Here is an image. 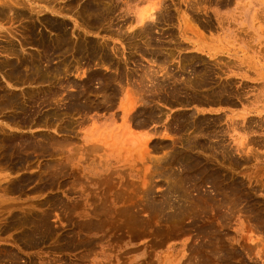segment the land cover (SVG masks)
<instances>
[{"label": "rangeland", "instance_id": "rangeland-1", "mask_svg": "<svg viewBox=\"0 0 264 264\" xmlns=\"http://www.w3.org/2000/svg\"><path fill=\"white\" fill-rule=\"evenodd\" d=\"M0 264H264V0H0Z\"/></svg>", "mask_w": 264, "mask_h": 264}, {"label": "bare ground", "instance_id": "bare-ground-1", "mask_svg": "<svg viewBox=\"0 0 264 264\" xmlns=\"http://www.w3.org/2000/svg\"><path fill=\"white\" fill-rule=\"evenodd\" d=\"M11 1V0H10ZM197 1V0H196ZM16 2V1H15ZM165 2V1H164ZM200 2V1H199ZM9 3V2H8ZM191 3V2H190ZM197 3V2H196ZM14 4H16V3H14ZM109 4V3H108ZM107 4V5H108ZM162 4V3H161ZM192 4V3H191ZM49 5V4H48ZM198 5V4H197ZM2 6V5H1ZM22 6V5H21ZM110 6V5H109ZM116 6V5H115ZM160 6V5H159ZM4 7V6H3ZM154 7H156V8H154ZM152 6V7H150L148 10H146L145 12H139V11H134V12H132L133 14H132V18H133V21H134V23H133V25H134V27H136L139 31H143L144 30V28L147 26V24H150V23H152V22H155L156 21V11H157V14H158V12H159V9H157V8H160V7H157V6ZM8 8V7H7ZM10 8V7H9ZM168 8V7H167ZM189 9V8H188ZM133 11V10H132ZM34 12V11H33ZM37 12V11H36ZM35 12V13H36ZM61 12V11H60ZM160 13V12H159ZM199 13V12H198ZM37 14V13H36ZM35 14V15H36ZM163 14V13H162ZM126 15V14H125ZM182 16V15H181ZM122 17V16H121ZM158 17V16H157ZM185 17H186V15H185ZM116 19V18H115ZM124 19V18H123ZM184 20H186V19H184ZM188 20H190V19H188ZM132 21V20H131ZM187 21V20H186ZM185 21V22H186ZM189 23V22H188ZM155 24V23H154ZM80 25V24H79ZM128 27V26H127ZM186 28V27H185ZM109 29V28H108ZM103 30V29H102ZM121 30V29H120ZM184 30V29H183ZM132 31V30H131ZM131 31H130V33H131ZM155 31V30H154ZM162 31V30H161ZM124 32V31H123ZM122 32V33H123ZM129 32V31H128ZM133 32V31H132ZM51 33V32H50ZM150 33V32H149ZM155 33V32H154ZM121 34V33H120ZM124 35V34H123ZM184 36V35H183ZM147 39V38H146ZM168 40V39H167ZM175 42V41H174ZM148 45V44H147ZM192 45V44H191ZM177 46V45H176ZM144 47V46H143ZM152 48V47H151ZM184 48V47H183ZM187 49V48H186ZM198 49V48H197ZM200 50V49H199ZM198 50V51H199ZM216 50H217V48H216ZM119 51H121V50H119ZM162 53H164V52H162ZM120 55V54H119ZM214 55V54H213ZM210 56V55H209ZM120 59V58H119ZM146 59H148V58H146ZM17 60V59H16ZM218 60V59H217ZM252 61V60H251ZM170 62V61H169ZM219 62V61H218ZM154 63V62H153ZM189 64V63H188ZM250 64V63H249ZM94 66V65H93ZM102 66V65H101ZM106 67V66H105ZM104 67V68H105ZM249 67H251V65L249 66ZM65 68V67H64ZM88 69V68H87ZM95 69V68H94ZM144 69V68H143ZM105 70V69H104ZM148 70V69H147ZM153 70V69H152ZM161 70V69H160ZM109 72V71H108ZM111 72V71H110ZM149 72V71H148ZM148 72H146L147 74H148ZM72 73V72H71ZM153 73V72H152ZM155 73V72H154ZM156 74V73H155ZM70 75V74H69ZM154 75V74H153ZM68 76V75H67ZM161 76V75H160ZM167 76H168V74H167ZM147 77V76H146ZM162 77H164V76H162ZM109 78V77H108ZM199 78V77H198ZM140 80V79H139ZM139 80H138V82H139ZM175 80V79H174ZM181 80V79H180ZM179 82V81H178ZM113 83V82H112ZM115 83V82H114ZM131 83V82H130ZM129 83V84H130ZM146 83V82H145ZM119 84V83H118ZM65 85V84H64ZM117 85V84H116ZM145 85V84H144ZM150 85H153L152 83H151V80H150ZM63 86V85H62ZM69 86V85H68ZM138 86V85H137ZM67 87V86H66ZM122 87V86H121ZM144 87V86H143ZM95 88V87H94ZM144 89V88H143ZM143 89H141V90H143ZM129 90V89H128ZM68 91V90H67ZM132 91V90H131ZM148 92V91H147ZM150 92V91H149ZM90 94V93H89ZM97 94V93H96ZM150 94V93H149ZM102 95V94H101ZM100 95V96H101ZM133 95V94H132ZM144 95V94H143ZM93 96V95H92ZM128 96V95H127ZM133 97H134V95H133ZM96 98V97H95ZM101 99V98H100ZM41 100V99H40ZM64 101V100H63ZM102 101V100H101ZM136 101V100H135ZM139 101V100H138ZM59 102V101H58ZM22 103V102H21ZM139 103V102H138ZM107 104H109V103H107ZM135 104V103H134ZM130 105H131V102H130ZM138 105V104H137ZM134 107V106H133ZM130 108H132V107H128V109L127 110H129ZM7 109V108H6ZM85 113V112H84ZM129 113V112H128ZM123 114L125 115V113L123 112ZM73 115V114H72ZM129 117V116H128ZM129 119V118H128ZM71 121V120H70ZM155 121V120H154ZM56 122V121H55ZM33 124V123H32ZM17 127V126H16ZM69 130V129H68ZM168 134V133H167ZM166 134V135H167ZM172 134V133H171ZM165 137V136H164ZM174 137V136H173ZM176 138V137H175ZM39 139V138H38ZM56 139V138H55ZM59 139V138H58ZM93 139V138H92ZM91 139V140H92ZM171 139H172V136H171ZM218 139V138H217ZM73 141V140H72ZM93 141V140H92ZM59 142V141H58ZM92 143V142H91ZM144 144H145V142H144ZM70 145V144H69ZM91 145V144H90ZM89 145V146H90ZM93 145H95V144H93ZM97 145V144H96ZM98 146V145H97ZM99 147V146H98ZM61 148V147H60ZM63 148V147H62ZM93 148V147H92ZM131 148L129 147V150H130ZM58 150V149H57ZM76 150H78V149H76ZM100 150V149H99ZM165 150H166V148H165ZM97 151V150H96ZM114 152V151H113ZM63 153V152H62ZM53 154V153H52ZM75 154V153H74ZM35 155V154H34ZM164 156V155H163ZM48 157V156H47ZM157 161V160H156ZM158 162H160V161H158ZM153 163V162H152ZM63 164V163H62ZM53 167V166H52ZM64 168H66V167H64ZM174 168H175V166H174ZM55 176V175H54ZM109 176V175H108ZM107 176V177H108ZM151 177V176H150ZM105 178V177H104ZM153 178V177H152ZM91 181V180H90ZM170 181V180H169ZM180 182V181H179ZM148 183V182H147ZM167 187V186H166ZM202 189V188H201ZM183 191V190H182ZM188 194V193H187ZM134 195V194H133ZM101 197V196H100ZM121 197H122V195H121ZM137 199V198H136ZM203 199V198H202ZM117 200V199H116ZM172 200V199H171ZM130 202V201H129ZM181 202V201H180ZM170 203V202H169ZM100 205V204H99ZM139 205V204H138ZM107 208V207H106ZM175 208V207H174ZM227 208V207H226ZM135 209V208H134ZM237 209V208H236ZM94 210V209H93ZM223 210V209H222ZM221 210V211H222ZM240 212V211H239ZM228 218V217H227ZM221 219V218H220ZM125 226V225H124ZM36 236V235H35ZM205 240V239H204ZM212 244V243H211ZM207 251V250H206ZM183 258V257H182ZM196 259V258H195ZM187 263V262H186Z\"/></svg>", "mask_w": 264, "mask_h": 264}]
</instances>
